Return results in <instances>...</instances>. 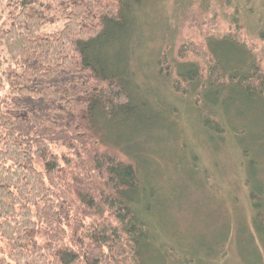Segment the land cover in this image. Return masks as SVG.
I'll return each mask as SVG.
<instances>
[{
    "label": "trees",
    "instance_id": "16d2710c",
    "mask_svg": "<svg viewBox=\"0 0 264 264\" xmlns=\"http://www.w3.org/2000/svg\"><path fill=\"white\" fill-rule=\"evenodd\" d=\"M147 1L17 0L10 9L0 0V264L212 263L214 246L196 253L194 243L180 248L164 240L157 202L162 208L177 194L162 199L146 150L133 154L134 140L123 139L122 129L142 121L143 137L150 132L152 140L154 120L179 109L162 88L145 94L154 104L131 91L140 69L127 40L142 52ZM152 1L183 12L167 16L162 28L158 81L189 101L211 144L241 139L253 121L247 113L233 121V109L264 111L256 50L241 33L217 26L202 30V41L178 43L193 8L209 9L215 0H190L185 9L183 0ZM217 1L234 8L231 24L246 27L240 5ZM114 125L123 150L106 139L108 132L114 139ZM244 158L252 170L245 182L250 236L264 241L263 150L249 149Z\"/></svg>",
    "mask_w": 264,
    "mask_h": 264
},
{
    "label": "rangeland",
    "instance_id": "374dc122",
    "mask_svg": "<svg viewBox=\"0 0 264 264\" xmlns=\"http://www.w3.org/2000/svg\"><path fill=\"white\" fill-rule=\"evenodd\" d=\"M4 1L10 9L17 4V0ZM234 1L242 8L240 19L246 27L240 26L243 27L241 29L231 24L230 18L236 14L234 8L222 6L221 1L215 0L208 5L209 9L204 5L208 11L202 7L193 8L189 13L192 18L182 27L178 43L202 41L206 35L202 30L215 29V26L227 33H241L245 43L256 50L264 74V0ZM183 2L185 9L190 0ZM145 11L139 23L144 42L142 52L133 50L131 38L127 40L128 50L133 51L128 53L132 56L130 62L134 67L139 65L140 69L136 81L130 83L131 91L140 99L154 104L152 95L145 94L151 93V89L162 88L163 96L176 103L179 109L175 108L169 118L157 117L154 120L152 140L157 139L158 143L151 140L150 132L143 137L142 121L122 130L125 144L134 140L130 150L133 154L146 150L151 163L148 173L153 177L147 174L153 178L155 185L162 188V199L166 202L169 194L171 197L175 192L177 194L174 202L166 203L165 207L161 208L162 204L157 202L160 206L157 215L163 214L164 219L163 238L180 248L194 243L196 253L214 246L209 258L211 264H264V241L250 236L253 216L245 182L252 170L249 159L244 158V152L249 149L256 150L258 154L263 150L264 155V111L256 106H248L247 111L233 109V121L246 113L251 118L250 131L241 139L226 137L216 145L211 144L206 131L194 119L189 101L173 95L172 89L162 85L157 77L155 60L163 43L162 28L168 20L167 16L173 19L182 9H175L171 4L164 9V4L149 0ZM4 19L8 18L5 16ZM198 23L203 25L202 28L194 27ZM141 54L145 62L140 61ZM190 59L195 58L191 56ZM146 62L148 65L144 64ZM9 110L12 111L13 107ZM103 124L100 118L101 127ZM111 132L114 139L109 137L108 132V143L123 150V140H117V125L111 127ZM53 150L60 155L66 152L64 148L54 147ZM184 158L188 159L187 162L183 161Z\"/></svg>",
    "mask_w": 264,
    "mask_h": 264
}]
</instances>
